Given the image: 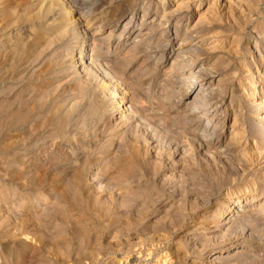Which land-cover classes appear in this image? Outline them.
Listing matches in <instances>:
<instances>
[{"label": "rangeland", "instance_id": "obj_1", "mask_svg": "<svg viewBox=\"0 0 264 264\" xmlns=\"http://www.w3.org/2000/svg\"><path fill=\"white\" fill-rule=\"evenodd\" d=\"M259 76L264 0H0V264H264Z\"/></svg>", "mask_w": 264, "mask_h": 264}, {"label": "bare ground", "instance_id": "obj_2", "mask_svg": "<svg viewBox=\"0 0 264 264\" xmlns=\"http://www.w3.org/2000/svg\"><path fill=\"white\" fill-rule=\"evenodd\" d=\"M147 15V14H146ZM131 25V24H130ZM135 31V29L134 30H132L131 31V33H133ZM125 32V31H124ZM130 32V31H129ZM130 33V34H131ZM264 79H263V77L262 76H259L258 78H257V80L256 81H258V82H254L253 83V85L251 86V88L253 89V91L252 92H254L253 93V95L252 96H254L255 98H261L264 94H263V88H264V84H262L261 83V81H263ZM263 101V100H262ZM261 101V102H262ZM216 108H218L217 106H216ZM130 109V108H129ZM262 118H264V117H262ZM264 126V125H263ZM233 208V207H232ZM236 211H242V209H239V208H236ZM227 212V215L225 216V218L226 217H228L229 215H230V213L228 212V211H226ZM225 212V213H226Z\"/></svg>", "mask_w": 264, "mask_h": 264}]
</instances>
